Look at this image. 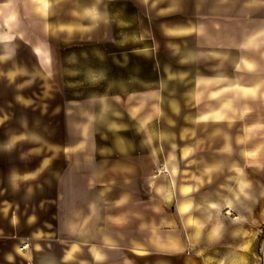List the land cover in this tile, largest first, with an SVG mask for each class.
I'll return each mask as SVG.
<instances>
[{
  "label": "crops",
  "instance_id": "0c3cea01",
  "mask_svg": "<svg viewBox=\"0 0 264 264\" xmlns=\"http://www.w3.org/2000/svg\"><path fill=\"white\" fill-rule=\"evenodd\" d=\"M0 57V264H264L261 0H0Z\"/></svg>",
  "mask_w": 264,
  "mask_h": 264
},
{
  "label": "rangeland",
  "instance_id": "374dc122",
  "mask_svg": "<svg viewBox=\"0 0 264 264\" xmlns=\"http://www.w3.org/2000/svg\"><path fill=\"white\" fill-rule=\"evenodd\" d=\"M96 44L90 42L88 45H82V46H74L73 48H66V50L70 51L73 50L75 52H80V50L84 51L86 50V53L82 56H78L77 61L73 64L75 68H77L79 71L76 73L74 72V81H83L85 86L83 88H78V91H83L84 93L89 92H95L96 91V79H97V57H96ZM73 67V68H74ZM126 76V75H125ZM125 78V77H124ZM77 90L74 88V91ZM16 91V90H15ZM35 91V92H34ZM47 91V88H40L39 86L35 88H27L28 96H33L38 100V102L41 99H45L44 97L45 92ZM38 94H40L38 96ZM43 95V96H42ZM44 125L43 127L46 129L48 126V120L41 121ZM29 126H32V121L29 122ZM47 130V129H46ZM32 132V131H31ZM40 133H43L45 135V139L47 140V132L48 131H38ZM19 143L23 145H31L32 141L24 139L20 141Z\"/></svg>",
  "mask_w": 264,
  "mask_h": 264
},
{
  "label": "clouds",
  "instance_id": "9594fccd",
  "mask_svg": "<svg viewBox=\"0 0 264 264\" xmlns=\"http://www.w3.org/2000/svg\"><path fill=\"white\" fill-rule=\"evenodd\" d=\"M261 3H264V0H261ZM0 59H2V57H0ZM121 103H124V101H121ZM246 114L247 113H245V112H237L235 115H233L232 113H229V116L231 117V119L229 120V125H231V123L235 122V120H237V119H241L242 120ZM205 117H207V119L203 118L204 121H208V120H212L213 119L212 117H209V116H205ZM220 119H222V118H219V117L216 118V122H219ZM226 150H228V149H226ZM177 175H179L178 170H177ZM172 179H174V178H172ZM176 190L177 189H176L175 184L174 183H170V192H175ZM181 195H183V193H181ZM54 212H55V209H52L50 211V213H49V216H52L54 214ZM50 223L53 225V227H56L57 224H58V222L55 221V220H50ZM20 251H21L22 255H27L28 254V248L27 247L24 248V249H21ZM96 259H97V257H96Z\"/></svg>",
  "mask_w": 264,
  "mask_h": 264
},
{
  "label": "snow or ice",
  "instance_id": "6c2138e0",
  "mask_svg": "<svg viewBox=\"0 0 264 264\" xmlns=\"http://www.w3.org/2000/svg\"><path fill=\"white\" fill-rule=\"evenodd\" d=\"M256 2V0H250V3H255ZM250 45H248V44H246L245 45V47H249ZM249 67H251V66H249ZM204 119H207V117H204ZM97 259H102V257H100V256H97Z\"/></svg>",
  "mask_w": 264,
  "mask_h": 264
},
{
  "label": "built area",
  "instance_id": "2783aa9c",
  "mask_svg": "<svg viewBox=\"0 0 264 264\" xmlns=\"http://www.w3.org/2000/svg\"><path fill=\"white\" fill-rule=\"evenodd\" d=\"M27 245H28V243H24V244L22 245V247L25 248Z\"/></svg>",
  "mask_w": 264,
  "mask_h": 264
}]
</instances>
